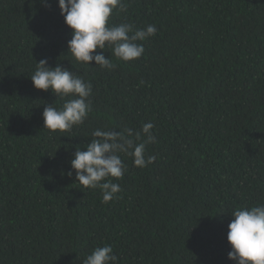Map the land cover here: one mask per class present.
Instances as JSON below:
<instances>
[{
	"label": "trees",
	"instance_id": "16d2710c",
	"mask_svg": "<svg viewBox=\"0 0 264 264\" xmlns=\"http://www.w3.org/2000/svg\"><path fill=\"white\" fill-rule=\"evenodd\" d=\"M109 26L156 25L132 61L77 62L57 0H0V264H82L111 245L118 264H234L231 211L264 203V0H123ZM97 51H101L97 49ZM91 82L92 111L71 131L43 128L52 91L34 88L39 60ZM156 142L141 169L123 155L108 203L67 175L96 129Z\"/></svg>",
	"mask_w": 264,
	"mask_h": 264
},
{
	"label": "clouds",
	"instance_id": "9594fccd",
	"mask_svg": "<svg viewBox=\"0 0 264 264\" xmlns=\"http://www.w3.org/2000/svg\"><path fill=\"white\" fill-rule=\"evenodd\" d=\"M64 22L71 29V39L67 42V52L74 59L90 67L112 70L116 65L111 56L125 62L139 59L145 52L142 43L157 34V27L149 24L145 28L134 29L129 23L109 26V18L114 10L127 12L123 0H57ZM50 7L48 0H40ZM97 49L101 51H97ZM104 51L111 56L105 57ZM34 88L48 91L64 100L62 107L47 103L42 112L43 128L50 132L71 131L82 125L92 111L90 97L93 92L91 82L68 68L57 64L48 65L47 58L37 62L30 75ZM149 121L139 131L131 128L122 130L96 129L93 139L86 149L76 148L70 161L67 175L75 172L76 181L87 189H100L102 202L108 203L121 192V186L113 180H120L127 172L122 154L131 156L135 166L143 169L156 160L155 155H146L148 144L156 142ZM233 219L228 224L227 241L229 260L234 264H264V203L239 207L231 211ZM82 264H118V257L111 245L96 246L82 261Z\"/></svg>",
	"mask_w": 264,
	"mask_h": 264
}]
</instances>
